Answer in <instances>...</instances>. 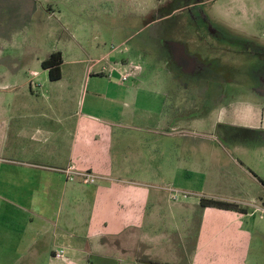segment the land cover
<instances>
[{"label":"crops","instance_id":"0c3cea01","mask_svg":"<svg viewBox=\"0 0 264 264\" xmlns=\"http://www.w3.org/2000/svg\"><path fill=\"white\" fill-rule=\"evenodd\" d=\"M27 61L0 58V262L40 254L48 264H73L74 255L112 258L116 250L126 257L120 264H248L255 239L248 219L264 207V100L254 106L241 98L227 110L233 117L223 121L234 126L225 125L226 134L203 123L183 135L173 175L189 194L174 196L154 180L170 175V136L181 132L176 123L150 122L165 113L166 92L141 86L139 76L124 80L116 64L111 75L90 73L83 88L81 59L63 57L58 80ZM69 66L76 68L65 75ZM33 76L56 89H42ZM137 132L146 135L140 145ZM69 166L101 177L70 180ZM236 182L243 191L230 192Z\"/></svg>","mask_w":264,"mask_h":264},{"label":"rangeland","instance_id":"374dc122","mask_svg":"<svg viewBox=\"0 0 264 264\" xmlns=\"http://www.w3.org/2000/svg\"><path fill=\"white\" fill-rule=\"evenodd\" d=\"M210 24L222 25L240 37L264 41V0H0V47L7 46L0 49V58L24 57L32 65L29 68L43 73L41 61L52 52L61 51L66 60L83 61L76 66L85 77L83 88L90 73L103 71L111 75L114 72L110 64H116L118 72L128 71L141 77V86L167 93L165 113L154 115L150 122H175L173 129L189 123L198 129L203 123L215 121L217 114L211 107L220 102L222 90L227 94L229 89L230 95L237 94L239 99L256 101V89L264 86V58L260 56L264 50L238 38L218 39ZM171 41L182 42L189 53L198 57L201 66L195 74L184 72L173 60H167L171 57L167 45ZM76 67H66L65 75ZM33 77L42 89H56V83L43 81L45 77ZM136 136L140 138L139 145L144 143L146 135L137 132ZM182 137V132L170 136L169 155L163 146L171 170L170 175L160 179L154 174L156 184L179 188L173 174L180 164L177 153L181 148L177 145L185 144ZM155 138L148 135L149 144ZM190 149L187 144L186 153ZM251 152V158L256 159L257 153ZM230 187L224 189H243L239 182ZM260 215L248 219L255 238L248 264H264V218ZM110 254L112 258H102L92 252L84 261L74 255L73 264L126 262V257L116 250ZM28 261L24 264H48L40 254ZM0 264L7 263L2 260Z\"/></svg>","mask_w":264,"mask_h":264},{"label":"flooded vegetation","instance_id":"af4514ba","mask_svg":"<svg viewBox=\"0 0 264 264\" xmlns=\"http://www.w3.org/2000/svg\"><path fill=\"white\" fill-rule=\"evenodd\" d=\"M207 20L208 19H206V21ZM209 28H211V31H213L215 33V35L217 36L218 39H222L224 37H227V38L231 37L232 39L238 38V40L243 41L242 43L255 46V48H258L259 50H264V41H262V40L255 41L254 39H251L248 37H240L237 33H231L229 31V29H226L224 26L219 25V24L214 26V27L210 24ZM240 38H242V39H240ZM167 45L169 46V51L171 53V57L168 56L167 60L168 61L173 60L172 62H175L176 64H178L184 72L195 74L194 72L197 71L198 67L201 66L200 65L201 62H199L198 57L189 53V50L186 47V45H184L180 41H171ZM260 56L262 58H264V53L260 54ZM224 88L225 87H223V89ZM220 89H222V85H220ZM230 94H231V92L229 91V89H228L227 94L224 93V90H222L221 96L219 97L220 102H218L215 107L214 106L211 107L214 109L212 111L217 114L215 121L212 120V122H213L212 124L214 125V127H216L215 132H217V130H218V134H221L220 128H223L224 132H225L223 134H226L227 130L225 128V125H229L230 127L234 126V124L232 122L227 123V122L223 121L224 119H227L229 117H233V113H231V112L229 113L228 111L231 110V108H234V106H237V104L240 100L237 97V94L236 95H230ZM256 94L258 96L257 100L256 101L252 100L254 106H258L264 100V86H260L259 89H256ZM223 99H224V101H223ZM244 99H249V98L244 97ZM173 123H175V122H171V124H173ZM181 127H182L181 132H183L184 136H186L187 133L195 131L194 130L195 128H192L193 126L191 127V125L189 123H188V125L185 124V125H182ZM215 132L213 134H215ZM213 134L211 132H209L207 137L210 139L212 138L213 140H218V137L213 135Z\"/></svg>","mask_w":264,"mask_h":264},{"label":"trees","instance_id":"16d2710c","mask_svg":"<svg viewBox=\"0 0 264 264\" xmlns=\"http://www.w3.org/2000/svg\"><path fill=\"white\" fill-rule=\"evenodd\" d=\"M63 62V54L61 51H54L50 54V56L43 60L42 66L47 69L49 72V77L51 80H58L62 77V69L61 65ZM202 202L208 205L220 206V207H229L232 206L226 202L218 201V200H202Z\"/></svg>","mask_w":264,"mask_h":264},{"label":"built area","instance_id":"2783aa9c","mask_svg":"<svg viewBox=\"0 0 264 264\" xmlns=\"http://www.w3.org/2000/svg\"><path fill=\"white\" fill-rule=\"evenodd\" d=\"M130 76V72L126 71L123 75L122 78L124 80H126L128 77ZM64 172H66V174L68 175V179L70 180H74L77 176L83 177V179L86 182H95L96 180H98L101 176L91 172V171H86V170H77L74 166H69L67 168H65L63 170ZM174 192V196L178 195V192H182L184 196H187L189 194L188 191H181L178 189H172ZM258 211L261 212V217L264 214V207H258L257 208ZM64 251H59L56 253V256H61L63 254Z\"/></svg>","mask_w":264,"mask_h":264}]
</instances>
